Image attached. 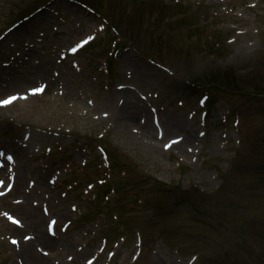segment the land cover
I'll return each instance as SVG.
<instances>
[{
	"label": "rangeland",
	"instance_id": "1",
	"mask_svg": "<svg viewBox=\"0 0 264 264\" xmlns=\"http://www.w3.org/2000/svg\"><path fill=\"white\" fill-rule=\"evenodd\" d=\"M113 1L114 0L104 1L103 9L105 12L110 14L112 13V9L108 4H112ZM212 1L216 4L219 3V0ZM220 1L223 2H221L215 8L206 11L207 16L210 17L211 15L212 17L221 18L215 21V23L219 26H222L220 23H222V20L224 19H227L231 23L236 22L237 20L238 23L240 22L239 25L241 26L242 20H239L235 16V12L237 15L238 8L241 7V5L243 6L244 3L250 2L251 0H239L232 2L231 4H229V2L226 0ZM31 5L32 4L30 0H0V32L15 22L20 13L25 10V13H28L34 9L35 6ZM70 7L71 6L68 4L63 3L60 6V17L63 18L64 21L69 22V25L75 29L73 13L69 11ZM230 9L234 10V13L230 14ZM260 10L261 14H264V0H261L259 8H256L254 13H257ZM240 15H242V13H240ZM244 16H246V14H244L243 17ZM78 21L82 22L84 20L78 17ZM223 23L225 26L227 25L225 22ZM250 23V29H260L262 20L259 19L257 23ZM52 28H56L62 33L57 34L54 32V30L52 31ZM65 28H67V26L62 25L59 19L54 17L51 12L47 10L40 13L38 17L27 22L25 30L15 31L8 38L0 41V59L4 58L3 60H0V71H4L7 70V68H2L1 64L8 62V54H11L17 58V52H20V45L22 43H25L26 40L36 41L39 39V34H44L45 36L42 38L43 43L40 44L41 47L39 50L31 52V55L26 61L23 62L24 64L17 65L19 68L21 66H26L25 69H30L31 67H33L35 70L44 69L46 73H44L43 80L49 84L47 92L45 91L38 100L33 101L34 107L32 110L25 113L27 115H19L18 113L15 114L12 111H10L9 114H0V126L5 121L12 120L14 122L17 121V123L22 125H33L36 128H73L76 131H93L96 133L106 131L109 127H111L108 133L110 139L107 137L108 141L123 150L126 154V158H123V160L132 161L141 172H147L148 174L153 175L157 179H161L163 181L178 182L184 189L196 185L202 190H205L207 194L213 192L219 185L218 179H215L216 173L212 170V165L208 167V165H206L207 162L202 163L200 157L198 158L197 164H192L191 159L194 157V154L186 153V150L184 149L189 145L191 150V144L184 143L182 148H180V151H182L181 153L176 149L169 153H164L161 151L160 143V145H157V147H153V144L141 142L140 139H138L140 141L137 142V140L133 137L129 138V134H131L130 132L120 129V126L118 127V125L117 128L115 127L114 123H116V120L119 117L125 116L126 114L124 110L117 112V110L122 108L121 101L124 92L117 94H112L110 92H99L97 88L98 81H95L94 77L82 72V68L78 71L73 70L71 67V61L62 62V60H60L57 49H66L68 44L74 39L75 36H67L65 33ZM85 28L87 27L84 26V29ZM90 33L91 31L83 30L77 34H80L81 36L89 35ZM230 34L231 32L227 33V35ZM253 39L257 38H253L250 32L246 36L243 43ZM10 40L13 41L14 45ZM22 45L24 46V44ZM127 57L129 59V61H127L128 66L124 69L119 66L121 72L134 69V62H131L132 59L130 56ZM196 62L197 59L195 58L193 66L196 64ZM240 62L241 59L239 57L231 64L229 69L232 76H234L236 73L234 67L235 64ZM260 64H262V62H260ZM260 68L262 70H257L254 74L248 77L247 80H250V86H255L260 91H264V79H262V77L264 78V67L260 66ZM198 69V76L205 75L207 72L214 73L221 81L224 79L225 72L223 69L213 65L209 61L201 62ZM22 70H24V68L20 69V71ZM148 72H150V70L145 71V73ZM135 75L136 83H138L144 89H142V93L144 95H146V91L151 90L153 85L160 80L157 78L154 80L150 79L149 81L144 78L145 76L143 73L137 70H135ZM52 76L56 79V82L54 81V83H50L49 81V78ZM30 77L32 81L25 83L28 84L27 88L34 85V78L38 76L32 75ZM242 80L244 79L242 78ZM27 88H25V86H21V89L19 88L18 90H9L3 92L1 93L0 98L13 93V91L20 92L24 89L26 90ZM161 89L162 98L159 103L162 104H159L158 100L156 103L163 105L165 108L167 107L168 103L172 104V110L166 108L165 113H160L161 125L164 130V142L180 134H190L196 138L198 131L194 132V129H197V127L194 125L195 123L188 122L185 119L186 112L184 110L175 108L176 100L180 99L185 101L184 96H182L180 92H174L173 90H170L169 92L168 88L165 87H162ZM90 95L92 97L89 98ZM258 97L264 98V94H258ZM88 100L93 102L92 111L91 109L89 110L87 106ZM172 101L173 103H171ZM150 102L154 103V99H151ZM251 104L252 102L249 105ZM136 107L139 110L137 105ZM174 109H177L176 114L173 113ZM258 109L263 110L261 108ZM188 110L189 108L186 109V111ZM143 111V114L146 117L145 119H149L150 111L147 109L146 105H144L142 112ZM141 113L138 112L135 115L133 122H131L133 126L139 123L140 117L143 115ZM212 113V118L217 119L218 113L215 114L213 111ZM101 114H108L111 116V118L107 120L93 119L94 117H100ZM116 115L117 117L115 118ZM248 116L253 117L254 111L249 112ZM261 119L264 120V116H261ZM147 123L150 124L145 125H151V122L147 121ZM0 132L2 131L0 130ZM155 134L156 133L154 131L153 139ZM235 135V133L232 134V140L235 138ZM20 136L21 135L16 136L15 138H17L19 142H22ZM46 138L48 139V137H44L41 134H37L32 137V149L30 152L27 150L24 151L23 149H20L11 143L7 144L5 147L16 154L18 151H23V158H19L18 155L13 152L12 153L16 156L17 162L19 164L20 179L23 181V184L24 182L26 183L27 177H31L37 184L36 190L32 194L33 198H42L45 201L44 197L40 196L38 193L52 192L54 196L51 201L54 204H51L55 205V199H58V201L60 200V191H53L51 187L46 185L45 182L49 176L46 177L41 173L39 174V171H36L35 169L36 165H38V161L35 160V162H33L31 158L34 154H36L37 148L40 147L41 143L44 142ZM241 138L244 143L243 147L251 148L253 152L250 154H254V157L253 159L247 158L240 164L232 162L230 164L232 166L230 178L232 181L238 184L239 187L237 192L241 195L242 199H246L248 195H254L256 193L255 189H260L259 192L264 193V182L258 180L261 175H264V167H259L260 165H256L254 168V159L259 157L262 150L264 149V127H261L256 119H254V122L242 121ZM221 140L220 131H218L217 133H212L211 135L206 136L204 144L202 145V147H204L203 153L218 155L215 158L220 162H224L217 166L218 171L221 170L222 167H225V169L227 168L225 159L231 156L230 154L226 153V151H229L230 146L223 150L222 145L216 144V141L220 142ZM7 142L8 141H4L2 144H6ZM66 153L67 155L71 156V159L75 163H80L85 160L84 155L79 153L77 154L74 150H67ZM176 154H178V156ZM177 162L182 164L178 169ZM55 168H57V166H55L54 169ZM54 169H52V171ZM137 183L141 184L142 182L141 180H138ZM142 185L143 183L141 184V187L144 191H146V186ZM141 187L133 189V193L134 191L141 189ZM152 191L153 189H150L145 192V197L143 198L144 206L141 211L137 210L138 208L132 201L126 200L124 221L126 225H130V228H132L131 214L134 212L135 219L138 221L143 223L154 221V225L157 224L155 227V235L157 236V239L159 241L162 240L164 244H167V240L173 234H177L180 238L185 234L209 235L211 231L209 226L195 223L191 219L194 217L201 219L200 217L195 216L194 213L197 210L205 209L207 213L211 215L214 214L216 216L217 220L220 221V226H222L224 229L228 230L230 227L238 228L241 226L243 230H251V234L245 235L243 232L237 236L240 241L245 243L244 247L227 240L224 247L221 249L210 248L209 250L212 252L208 256L209 261L202 264H264V195L262 197V202L260 203L261 208H259V210L254 212L253 208L248 210L242 208V213L247 212L246 217L234 219L231 215L223 216L219 212L220 207L218 204L221 202V197H217V194L210 197L204 194V196L208 198H203L200 196L194 198L191 197L189 200L178 204L177 199L180 196L176 195L172 197L171 195H168L164 199V197H160L158 194L153 193ZM14 194L0 201V205H2L3 210L8 212L11 210L18 214L16 210L13 209H21L23 207L12 208L13 206L11 204V199L12 197H15ZM122 201V196L116 198V208L120 206ZM70 202L71 200L69 197H67L66 200L61 201V207L65 211V214H70L68 206V204L70 205ZM164 205H168L169 207L167 209H162ZM141 206L142 205H139V207ZM223 217L227 219H223ZM66 219L67 218L65 217L63 221ZM10 231L12 232L13 230H11L5 224V219L0 217V264H10L18 257L20 259L22 258V261L25 264H32L30 261H32L34 264H43L44 261H47V259H44L40 254L36 253L33 247H31V251L26 250L23 251V253L21 250L17 252L14 248H12L8 239L9 236H11ZM75 231L76 230H73L70 232V235L63 236L57 240L56 245H62L63 248L66 249V253H64L60 259L54 260V256L51 264H85L87 259L95 255V251L99 246V240L92 241L90 239H86L81 233ZM128 231L131 233L129 228ZM133 243L134 238L130 236V239H127V244L120 250L117 256L114 257L111 264H130V257L134 252ZM159 246L160 244L157 245L156 243L150 245V248L156 249L155 254H149L146 252V255L144 256L145 258L139 261L138 264H179L174 254L168 252L162 247L158 249ZM26 247L27 246H24V249ZM79 247H82V251H78ZM149 250L150 249H148V252ZM68 256L73 258L69 263L66 261V257ZM25 259L28 263L25 261ZM187 259L188 258H185L182 255L179 258L183 264L187 262ZM95 264H104V259L96 261Z\"/></svg>",
	"mask_w": 264,
	"mask_h": 264
},
{
	"label": "bare ground",
	"instance_id": "2",
	"mask_svg": "<svg viewBox=\"0 0 264 264\" xmlns=\"http://www.w3.org/2000/svg\"><path fill=\"white\" fill-rule=\"evenodd\" d=\"M44 72L43 71H38L37 74H43ZM22 77L20 78H17V79H13L11 80V82H13V84L11 86L8 87V90H18L19 88L21 89V84L19 83V80L21 79ZM25 78V77H24ZM30 82L32 81V79L30 78H26V81L25 82ZM34 81H36V78H34ZM22 86H25V88H27L28 84H25V85H22ZM25 90V89H24ZM22 90L21 92L26 95V91L27 90ZM31 90V89H29ZM16 92V91H14ZM0 93H2V91H0ZM16 94H18L16 92ZM21 95V94H20ZM35 99V98H34ZM33 99V100H34ZM126 107L125 109L127 110V105H130V103H126ZM15 108V114L16 113H22L23 111H30L31 108L29 106H27V104H15V106H12L11 107V110H13ZM134 113H133V110L130 109L129 110V114L127 117H122L120 118V122L123 123V124H126V123H131L133 122V119H134ZM128 129V128H127ZM153 133H154V130H153V127L150 126V125H146L144 128H143V135L150 141L153 140ZM0 176H1V173H0ZM19 191V190H18ZM32 214L29 210H26V211H22V217H23V220L27 221L28 223L25 224V229H28L29 232L33 231V234H36V239L38 237V241L45 245V246H48L49 248H52V246L55 244L54 241L50 240L46 235L45 233L42 231L41 227H40V223L42 221V217H40L38 214H36V216H33L32 215V218L30 217ZM36 220V223H35V220ZM31 220V222H30ZM54 251V249H53ZM52 251V252H53ZM32 264H34L32 261H30Z\"/></svg>",
	"mask_w": 264,
	"mask_h": 264
},
{
	"label": "snow or ice",
	"instance_id": "3",
	"mask_svg": "<svg viewBox=\"0 0 264 264\" xmlns=\"http://www.w3.org/2000/svg\"><path fill=\"white\" fill-rule=\"evenodd\" d=\"M94 37L89 36L88 38L82 40L76 47L71 48V53L73 55H75L79 49L83 48L85 45H87L91 40H93ZM45 87H33L29 92L28 95H32V96H38L43 94ZM20 99H27V96H19V95H8L6 98H0V108H6L12 104H14L16 101L20 100ZM170 147V146H169ZM8 159H11V157H9ZM6 186V185H4ZM4 193L2 191H0V195H3ZM5 215L7 216L8 220L16 225V226H20V221L13 218L12 216L8 215L7 213H5ZM56 221L53 220L52 224H55ZM48 230L51 231V225H49ZM24 239L26 240H31L33 239V237L31 236H26ZM11 243L13 245L17 244L18 241L17 240H12ZM45 255H48L47 252L44 253ZM89 264H91V261H89Z\"/></svg>",
	"mask_w": 264,
	"mask_h": 264
}]
</instances>
